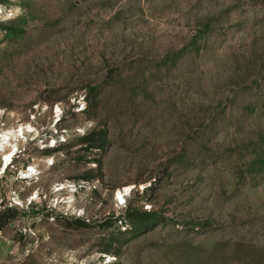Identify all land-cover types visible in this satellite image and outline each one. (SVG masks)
Wrapping results in <instances>:
<instances>
[{"label": "rangeland", "instance_id": "rangeland-1", "mask_svg": "<svg viewBox=\"0 0 264 264\" xmlns=\"http://www.w3.org/2000/svg\"><path fill=\"white\" fill-rule=\"evenodd\" d=\"M0 7V264H264V0Z\"/></svg>", "mask_w": 264, "mask_h": 264}, {"label": "trees", "instance_id": "trees-1", "mask_svg": "<svg viewBox=\"0 0 264 264\" xmlns=\"http://www.w3.org/2000/svg\"><path fill=\"white\" fill-rule=\"evenodd\" d=\"M1 27V25H0ZM10 30V28H7ZM86 102L88 105L90 104V100L88 98H85ZM107 141V136L105 130H100V129H93L90 133H88L86 136H83L80 140V144H82L81 151H83L85 154L89 153L93 150H98L101 151L104 149ZM94 164H99L98 160H93ZM84 182H89L92 178L90 177H81L80 178ZM149 216L146 215H140L136 213L135 211H130L128 213V222L130 225V229L137 231L140 230L141 228L146 227V223L148 222ZM141 222V223H140ZM81 227H85L86 224L84 222H79ZM113 245V240L110 241L109 248L104 250V254H109L111 253V247ZM115 254V252H113Z\"/></svg>", "mask_w": 264, "mask_h": 264}, {"label": "bare ground", "instance_id": "bare-ground-1", "mask_svg": "<svg viewBox=\"0 0 264 264\" xmlns=\"http://www.w3.org/2000/svg\"><path fill=\"white\" fill-rule=\"evenodd\" d=\"M28 129H30V128H28ZM18 132L23 135V129L22 128ZM29 132H31V131L29 130ZM16 137H17V132H14V133L13 132L0 133V152L2 153L1 156L3 157V160L1 161V165H0V171H3L6 168V166L9 164V162L11 161L12 157L15 154V149H14L15 145H14V147H11V149L8 151V153H4L3 150H4V148L6 146H10L11 139H16ZM3 172H0V173H3ZM34 172H35V170L33 169V167L30 166L29 169L25 172V174L23 173L24 175H22L21 178L22 179H31L35 175ZM125 191H127V190H125ZM116 195H117V197L119 199H122V192L118 191ZM124 195H126V194L124 193Z\"/></svg>", "mask_w": 264, "mask_h": 264}, {"label": "clouds", "instance_id": "clouds-1", "mask_svg": "<svg viewBox=\"0 0 264 264\" xmlns=\"http://www.w3.org/2000/svg\"><path fill=\"white\" fill-rule=\"evenodd\" d=\"M3 11L4 9L0 7V13H3ZM20 14H22V9H20L19 7H17L14 11L9 10L6 15H0V22H6L10 19H14Z\"/></svg>", "mask_w": 264, "mask_h": 264}]
</instances>
